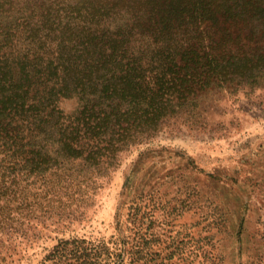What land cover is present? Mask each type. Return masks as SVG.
Returning a JSON list of instances; mask_svg holds the SVG:
<instances>
[{"label":"trees","instance_id":"1","mask_svg":"<svg viewBox=\"0 0 264 264\" xmlns=\"http://www.w3.org/2000/svg\"><path fill=\"white\" fill-rule=\"evenodd\" d=\"M257 85H264V0H0V264L10 263L31 221L59 214L118 154L175 121L204 128L216 94ZM62 100H74V110L64 113ZM155 174H148L152 209L128 207L127 264L174 259L172 245L149 247L160 239L148 217L165 208L155 194H179ZM247 192L218 182L196 191L220 198L221 212L213 211L231 243L240 239L227 225L231 215L241 222ZM64 245L68 264L105 262L103 249Z\"/></svg>","mask_w":264,"mask_h":264},{"label":"rangeland","instance_id":"2","mask_svg":"<svg viewBox=\"0 0 264 264\" xmlns=\"http://www.w3.org/2000/svg\"><path fill=\"white\" fill-rule=\"evenodd\" d=\"M215 98L219 100L209 108L204 128L169 123L153 138L118 154L112 165L101 167L94 184L69 196L51 220L31 221L26 233L16 238L17 249L8 252L9 264H68L70 248L64 243L72 241L88 250L103 249V264L129 263L126 251L134 235L128 207L141 202L152 209L148 174L154 173L159 184L179 189V194L162 199L155 194L164 213L152 219L146 215L151 232L160 239L150 243L151 250L163 251L167 245H172L168 251L174 250V259L164 264H264V85L240 87ZM59 105L66 114L76 106L74 100ZM209 180L248 191L241 222L231 215L227 225L237 233L238 243H231L213 211L221 212L220 198L197 196L198 187ZM139 185L146 194H133ZM174 204L179 211L171 214Z\"/></svg>","mask_w":264,"mask_h":264}]
</instances>
